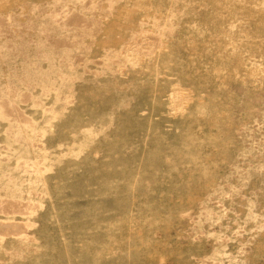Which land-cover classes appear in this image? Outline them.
Instances as JSON below:
<instances>
[{
	"label": "rangeland",
	"instance_id": "1",
	"mask_svg": "<svg viewBox=\"0 0 264 264\" xmlns=\"http://www.w3.org/2000/svg\"><path fill=\"white\" fill-rule=\"evenodd\" d=\"M0 264H264V0H0Z\"/></svg>",
	"mask_w": 264,
	"mask_h": 264
}]
</instances>
